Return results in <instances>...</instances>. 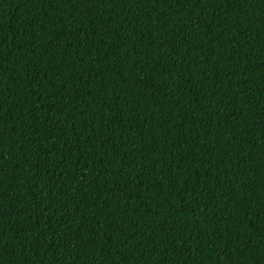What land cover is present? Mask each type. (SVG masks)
I'll list each match as a JSON object with an SVG mask.
<instances>
[{
  "label": "trees",
  "instance_id": "1",
  "mask_svg": "<svg viewBox=\"0 0 264 264\" xmlns=\"http://www.w3.org/2000/svg\"><path fill=\"white\" fill-rule=\"evenodd\" d=\"M0 264H264V0H0Z\"/></svg>",
  "mask_w": 264,
  "mask_h": 264
}]
</instances>
